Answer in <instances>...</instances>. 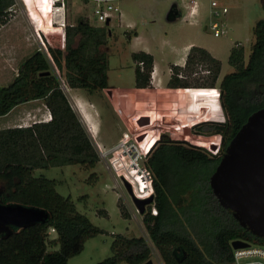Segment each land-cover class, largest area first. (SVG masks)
Segmentation results:
<instances>
[{
  "label": "trees",
  "instance_id": "trees-1",
  "mask_svg": "<svg viewBox=\"0 0 264 264\" xmlns=\"http://www.w3.org/2000/svg\"><path fill=\"white\" fill-rule=\"evenodd\" d=\"M14 2L0 0V25L8 21L5 10ZM37 2L38 10L47 13L46 3ZM108 34L107 25L93 26L79 16L73 25L65 26L62 49L47 46L46 52L34 50L19 63L12 80L0 86V116L33 99H41L50 114L46 121L0 129V203L39 208L47 214L43 221L11 227L9 233L0 234V264H68L67 259L78 254L88 238L103 232L76 210L70 196L55 190V179L34 176V170L66 164L90 169L98 161V152L64 94L61 80L88 94L105 88ZM252 34L246 62L240 43L229 50L228 63L233 70L218 84L223 121L205 120L190 129L195 134L219 135V152L182 144L165 133L149 150L145 166L156 213L148 207L142 222L162 264H232L231 241L264 246V238L240 226L232 211L219 204L209 185L229 141L250 114L264 107V19L256 21ZM131 57L135 62L134 87H148L152 55L140 51ZM194 65H202L208 72L205 79L191 85L185 79L186 71ZM170 70L167 87L209 88L215 86L220 61L206 49L191 46L184 65H173ZM48 229L56 233L49 242L57 244V249L47 250ZM149 242L142 236L114 234L113 254L95 264H145L153 254Z\"/></svg>",
  "mask_w": 264,
  "mask_h": 264
},
{
  "label": "rangeland",
  "instance_id": "rangeland-1",
  "mask_svg": "<svg viewBox=\"0 0 264 264\" xmlns=\"http://www.w3.org/2000/svg\"><path fill=\"white\" fill-rule=\"evenodd\" d=\"M202 3L203 20L199 23H190L185 19V0H117L115 1L120 15L114 16L107 29V60L108 69L106 87L91 94L80 88H70L61 80V88L66 95L73 110L85 127L95 149L98 152V161L90 169H84L77 164L51 166L44 169H35L34 176L43 175L56 180L55 190L62 196H70L78 212L86 215L97 227L103 230L88 238L83 249L76 255L67 259L68 264H95L110 257L113 252L110 245L114 234L127 237L142 236L148 242L147 233L133 197L145 198L153 195L151 184L146 188L139 187L145 184L137 167L145 175L147 182L150 176L146 170L145 162L150 154V148L162 133L171 139L181 140L182 144L195 145L206 149L209 153L220 150L221 137L219 135H200L193 133L186 125L162 123L159 117L163 106L155 103H142L145 98H155L149 90H126L125 92H112V89H129L133 87L134 62L131 53L145 51L152 54L159 67L161 86L169 75V65L176 61L180 55L181 46L188 41H194L209 48L220 61L218 77L233 70L228 63L229 50L235 43H240L244 51V61L248 59L250 45L253 42L252 27L259 19H264V0H219L227 6L228 12L220 16L225 32L216 37L211 29H205L211 17L209 15V1L199 0ZM16 12L6 23L0 25V86L8 84L17 73L19 63L34 50L46 52L47 46L60 48L63 45L62 31L50 27L52 13L40 12L37 0H33L32 11L37 15L39 25L45 24L44 32L34 31L36 23L25 13L22 0H16ZM65 26L73 25L76 18L81 16L88 19L89 24H101L91 15V6L84 0H65ZM172 4L180 8V16L169 22L167 13ZM43 17H39L41 14ZM47 28V29H46ZM135 33V34H133ZM128 35L135 39L128 42ZM173 47H177L174 50ZM63 48V47H62ZM195 70V72H192ZM186 80L195 85L205 79L207 70L202 65L192 66L186 71ZM60 78V73L57 70ZM182 77V75H180ZM216 80L218 86L220 80ZM202 78V79H201ZM150 86V85H149ZM148 86V87H149ZM145 87V88H148ZM214 87V86H213ZM196 87L183 88L193 100V91ZM211 92V93H210ZM208 100L196 103L193 115H197L187 124L205 121L200 120L205 114L204 105L210 104V118H216V110L220 107L215 90H210ZM219 92V91H218ZM217 92V93H218ZM113 93V94H112ZM112 94V95H111ZM206 94V95H207ZM203 99V98H197ZM210 99V100H209ZM195 100V99H194ZM202 101V100H200ZM41 99L37 106V120H49L50 114ZM209 102V103H208ZM217 108L216 110H214ZM199 109V111H198ZM166 111V110H165ZM171 111V110H170ZM147 116L150 123L140 126L137 120ZM127 134V137L124 136ZM141 135H145L139 140ZM215 144L213 149L211 146ZM129 150V151H128ZM149 151V152H148ZM130 152V156H127ZM132 164V165H131ZM0 182V190L2 189ZM145 211L150 207L153 214V202L144 206ZM47 250L57 249L58 245H51L50 239L56 237L52 229L47 231ZM151 244V242H149ZM151 257L152 264H162L155 248ZM117 264H128L119 261Z\"/></svg>",
  "mask_w": 264,
  "mask_h": 264
},
{
  "label": "water",
  "instance_id": "water-1",
  "mask_svg": "<svg viewBox=\"0 0 264 264\" xmlns=\"http://www.w3.org/2000/svg\"><path fill=\"white\" fill-rule=\"evenodd\" d=\"M170 9L167 19L177 16ZM109 21L105 22L108 25ZM166 123L172 119L164 117ZM147 116H141L137 123L142 126L149 123ZM145 135H141L139 140ZM215 144L211 146L215 148ZM209 185L224 208L230 209L239 225L254 235L264 238V107L249 115L246 122L227 144L215 170L209 177ZM140 214H144L145 205L153 202V195L147 198L133 197ZM47 214L44 210L21 204L0 203V233H9L11 227L19 228L43 221ZM232 248L242 247L246 242L233 240ZM145 264H152L148 260Z\"/></svg>",
  "mask_w": 264,
  "mask_h": 264
},
{
  "label": "crops",
  "instance_id": "crops-1",
  "mask_svg": "<svg viewBox=\"0 0 264 264\" xmlns=\"http://www.w3.org/2000/svg\"><path fill=\"white\" fill-rule=\"evenodd\" d=\"M188 5H189V1L185 0L184 8L186 9ZM202 8H203L202 3L199 2V4L197 5V13L194 16L195 22H193V23H199L200 21L203 20ZM170 9L175 10L178 14L173 20L167 19L169 22H172V21L176 20L177 17L180 16L181 11H180V8L178 7V5H176V4H172ZM133 34H135V33H133ZM131 36L132 35H128V42L130 41V43H132V41L135 39L134 37L131 38ZM191 46L202 47V48L206 49L214 58H216L209 48L205 47L202 44H197L194 41H188L187 43H185L181 46L180 55H179L178 59L169 65V67H168V69H169L168 79H169L170 74H171L170 67L173 65H177V66L182 67L185 63L186 55H187ZM172 48L174 50L177 49V47H173V46H172ZM140 51H135L132 53H136V52H140ZM143 52H145V51H143ZM132 53H131V55H132ZM146 53H148V52H146ZM152 59H153V66H152V71H151V75H150V86L148 88H136L133 85V87L129 88V89H112L113 90L112 92L114 93V97H115L116 91L125 92L126 90H128V91L138 90L139 92H141L142 90H149L151 93L155 94V96H154L155 98H153V97H151L149 99L145 98L143 101H140V102L146 103V104L147 103H150V104L155 103V105L158 106V112H160V107L163 106L164 111H161L159 114V117H160V120L162 123L163 122L166 123L163 120L164 117H166V119H168V118L172 119V117H173V118H175L174 120H176V122H177L176 125H182V126L186 125L187 128L190 127L191 124H194V122H196V120H193L192 123L187 124V122H190V120L197 115V113H195V115H193L194 111H196V108L194 107V105L196 103L208 100L207 97L209 96V93L207 94V97L205 99H202V101H195L194 99L192 100V98H190V96L188 94L182 93L183 88L167 87L166 83H167L168 79L165 82V86H161L162 79H160L159 67L157 65L156 58L153 55H152ZM134 65H135V62H134ZM218 80H220V77H218ZM133 83H134V72H133ZM213 89L215 90V94L216 95L218 94L217 99H218V103H219L220 90H219L218 86L215 85L214 87L205 88V91L210 92V90H213ZM37 100H39V99H33V100L21 102V103L15 105L6 114L1 115L0 116V129L10 128V127L28 126L31 123L38 121L36 118L37 106L34 105ZM209 102H208L209 104L204 105L205 106L204 111L201 112V115L203 113L205 115L200 120L223 121L224 116H223V113L221 111V108H219L220 112H219V110H216L217 108L214 109V110H216L215 114L218 115V117H216V118L208 117V115H210V113H211V109L209 107L211 104V101H209ZM219 107H220V104H219ZM198 111H199V109H198ZM149 123H150V121H149ZM166 124H168V123H166Z\"/></svg>",
  "mask_w": 264,
  "mask_h": 264
},
{
  "label": "built area",
  "instance_id": "built-area-1",
  "mask_svg": "<svg viewBox=\"0 0 264 264\" xmlns=\"http://www.w3.org/2000/svg\"><path fill=\"white\" fill-rule=\"evenodd\" d=\"M115 1L117 0H84L86 4H90L91 10H92L91 15L101 25H105V22L107 20L110 22V20L114 16L116 17L117 15L118 16L120 15L119 9ZM188 1H189V5L186 8L185 19L188 20L190 23H193L195 22L194 16L197 13V5L199 4L200 1L199 0H188ZM49 2L52 7V12L49 11L48 13H52V15H54L56 19H58V21L54 23L57 24L58 26L57 28H59V30L62 31V41H63L62 47H64V28H65L64 18H65V6H66L65 0H49ZM23 3L25 5V13L27 14V16H29L31 21L33 20L36 23L35 25H33L34 31L37 34H39L38 31H41L43 33L44 32L43 28L38 26L39 22H37L36 19L35 20L32 19V11L29 10L30 8L27 6V4H25L24 1ZM16 4L17 2L15 0V2L5 10L8 20L14 16L13 13L16 12V9H15ZM227 12H228L227 6L224 5L222 2H220L219 0H210L209 1V15L211 19L208 22V24L205 25V29L210 28L212 31V34L216 37L223 34L225 30L223 29L224 24L223 22H221L220 16H225ZM206 94L207 92L205 91V88H196L193 91V99H195V101H200L202 99H197V98L205 99L207 97ZM124 136L127 137V134L124 133ZM130 155H131L130 152H127V156H130ZM137 171L140 173V175H142V178L145 182V184L144 183L139 184V187L146 185V188H148L149 184H151V180L147 182L145 175L142 173V171L139 170L138 167H137ZM149 196L150 195L148 193L147 197ZM155 213L156 211L155 209H153V214ZM232 250H233L232 264H264V246L246 242L245 246L232 248Z\"/></svg>",
  "mask_w": 264,
  "mask_h": 264
},
{
  "label": "bare ground",
  "instance_id": "bare-ground-1",
  "mask_svg": "<svg viewBox=\"0 0 264 264\" xmlns=\"http://www.w3.org/2000/svg\"><path fill=\"white\" fill-rule=\"evenodd\" d=\"M24 2H25V4H27V6L30 8L29 10H31L32 11V8L30 7V3H31V1L32 0H23ZM42 1H44L45 3H46V5H47V13L50 11V12H52V7H51V5H50V2H49V0H42ZM50 9V10H49ZM32 19H36L37 20V18H36V16L34 15V13H33V11H32ZM58 21V19H56V17L54 16V15H52V18H51V22H52V24L51 23H49V24H51V25H48V26H50V28H54V22H57ZM37 22H38V20H37ZM38 26H40V27H42L43 28V26L42 25H38Z\"/></svg>",
  "mask_w": 264,
  "mask_h": 264
},
{
  "label": "flooded vegetation",
  "instance_id": "flooded-vegetation-1",
  "mask_svg": "<svg viewBox=\"0 0 264 264\" xmlns=\"http://www.w3.org/2000/svg\"><path fill=\"white\" fill-rule=\"evenodd\" d=\"M153 198H154V195H153ZM1 233H4V232H1ZM1 233H0V234H1Z\"/></svg>",
  "mask_w": 264,
  "mask_h": 264
}]
</instances>
